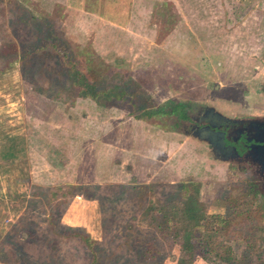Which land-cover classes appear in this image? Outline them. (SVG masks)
I'll use <instances>...</instances> for the list:
<instances>
[{"label":"rangeland","instance_id":"1","mask_svg":"<svg viewBox=\"0 0 264 264\" xmlns=\"http://www.w3.org/2000/svg\"><path fill=\"white\" fill-rule=\"evenodd\" d=\"M48 29L79 73L21 62ZM208 107L264 115V0H0V264H264V194L183 129Z\"/></svg>","mask_w":264,"mask_h":264},{"label":"flooded vegetation","instance_id":"2","mask_svg":"<svg viewBox=\"0 0 264 264\" xmlns=\"http://www.w3.org/2000/svg\"><path fill=\"white\" fill-rule=\"evenodd\" d=\"M124 96L131 97L126 93ZM141 109L144 110V108ZM239 112L230 116L223 113L228 119L222 116L214 117L215 121L211 119L216 124L213 129L223 134L225 146H229L228 151L217 150L213 151V154L218 159L236 162L250 173L248 177L253 176L248 179L251 183L248 185L251 194L261 195L264 194V115L250 117L246 112ZM181 117L187 121L183 124V129L188 131L194 127L207 126L206 118L211 116L201 109L197 115L192 116L183 111ZM248 181L245 184H248Z\"/></svg>","mask_w":264,"mask_h":264},{"label":"trees","instance_id":"3","mask_svg":"<svg viewBox=\"0 0 264 264\" xmlns=\"http://www.w3.org/2000/svg\"><path fill=\"white\" fill-rule=\"evenodd\" d=\"M31 17L32 19L35 18L34 15H32ZM22 21H25V20L22 19ZM34 22H35L34 26L38 29L39 33H41L42 31L45 32L44 30L41 29L39 25L40 24L39 20L34 19ZM57 38L58 37L52 32L51 29H48L45 34L37 35L34 43L21 47V51L19 54V58L21 59V62H24L23 60L26 57L28 58L29 56H31L33 53L38 52V51H43L49 47L51 48V50L54 52L56 56H59L62 59L61 65H59L60 73H62L63 75H69V73L72 70L75 73H79V69L76 68L77 63L73 59V57H71L69 49H67L65 45H61ZM75 78L78 82H80V80H78L79 79L78 76H76ZM77 81H73L74 84H76ZM10 154L11 152L9 151L7 153H4L5 156H10ZM51 225H52V231L56 235L58 236L62 235L61 237H65V238L67 237L76 238L82 245H84L91 251V258H92L91 262H94V260L96 261V256H97L96 255L97 253L95 252L96 241L92 240L88 233H86L83 230L74 228V227H63L65 228V230L68 231L63 236V234H60L59 231H57V229L55 228V222H51Z\"/></svg>","mask_w":264,"mask_h":264},{"label":"water","instance_id":"4","mask_svg":"<svg viewBox=\"0 0 264 264\" xmlns=\"http://www.w3.org/2000/svg\"><path fill=\"white\" fill-rule=\"evenodd\" d=\"M206 112L208 113V116H211L206 118V120H208V125L201 128L198 127L192 128L191 136L210 145L213 151H217V150H219V152L228 151L229 146L228 147L225 146V142L223 140V134L213 129L216 126L214 122L215 121L214 117H219V116H222L224 118L226 117L223 114L216 111L213 107H208ZM211 119H213L214 121H212Z\"/></svg>","mask_w":264,"mask_h":264}]
</instances>
